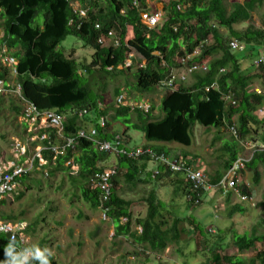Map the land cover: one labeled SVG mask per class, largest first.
Returning a JSON list of instances; mask_svg holds the SVG:
<instances>
[{
    "label": "trees",
    "instance_id": "16d2710c",
    "mask_svg": "<svg viewBox=\"0 0 264 264\" xmlns=\"http://www.w3.org/2000/svg\"><path fill=\"white\" fill-rule=\"evenodd\" d=\"M78 1L81 8L87 11L86 17H81L76 11L74 0H0V30L4 32L1 43L17 51L14 56L20 62L18 71L23 96L41 112H56L65 116L64 136L87 131V122L96 129V140L114 142L116 136L121 135L124 145L128 147L131 143L128 131L133 128L145 134L150 143L146 149L173 159L171 152L162 145L191 147L195 140L193 129L196 124L207 130H230L235 127L239 138L232 134L233 143L225 146L230 156L225 165L227 172L244 151L243 143L264 145V118H258L257 114L264 107V93L254 91L253 87L257 81L264 83V63L251 73L244 74L246 66L240 58L247 55L258 58L261 54L260 50L264 49V19L263 28L249 26L243 31L236 29L237 25L246 24L252 19L253 13L264 6V0L233 1L231 10L228 7L230 0L172 1L164 10H160L163 19L156 29H149L143 23L142 13L151 11L149 0ZM136 2L141 5L140 10ZM97 26H100V30ZM217 27L226 29L228 34H223ZM130 29L133 31L132 38H129ZM114 32L120 35L119 47L103 48L100 39L107 40ZM70 36L83 41L95 51L89 65L80 64L75 59L74 50L69 54L60 50ZM234 40L245 44L246 50L233 52L230 43ZM134 52L145 62L138 68H134L135 63L128 66ZM250 59V67H253L255 60ZM182 60L188 62L186 69L198 65L207 66V70L194 72V82L190 86L167 90L160 118L153 117L152 108L146 112L140 107L118 104L117 100V105L111 108L114 112L112 119L122 120L126 129L122 134L115 131L108 119L110 110L102 108L105 98L99 93V89L105 92L108 79L132 75L136 79L137 91L149 94L161 89L160 85L171 77L173 71L185 69ZM117 95L120 98L125 94L117 91ZM229 95L232 96L230 103L226 100ZM4 100L0 99V110L7 108ZM9 108L16 118L23 115L22 107L15 100L11 101ZM85 111L88 114L81 118L79 115ZM48 132H52L55 140L56 131L49 128ZM45 157L49 160L45 169L50 174L65 175L92 210H102L103 192L91 188L90 180L96 172L106 170L100 168V163L108 159V154L98 152L95 141L81 140L76 149H69L55 162L52 151L45 152ZM148 157L139 161L119 158V166L116 167L119 174L113 181V194L110 201L105 203L110 210L108 216L114 224L115 237L131 238L145 255L147 251L161 254L172 246L183 245L186 231L181 229V225L184 223L190 224L196 234L204 235L205 230L195 217H179L169 211L156 190L146 199L147 215L135 219L131 211L133 202L119 194L124 190L122 178L134 190L140 184L152 183L171 187L176 198H184L190 207L193 206V199H188L195 196L189 180L160 164H155V170L150 171L152 162ZM178 157L188 164L196 163L193 159L189 161L187 155ZM69 162L73 164L67 166ZM260 164H264V153H256L247 165L255 173V184H259ZM73 166L78 167L79 171L73 170ZM197 170L201 171L200 166ZM224 177V173H218L208 178L212 185L217 186ZM29 178H24L22 184ZM242 191L244 194L251 193L245 185ZM23 196H17V200ZM233 196L232 193L227 199ZM6 204L5 201L0 202V205ZM245 211L239 204L232 209L231 217ZM166 213L174 216L172 221ZM0 218L4 222L23 221L13 215L1 214ZM123 219L127 221L123 222ZM9 241L10 237L0 234V261L5 259L4 248ZM263 241V237L235 232L233 245L238 251L237 255H224L227 248H207L205 264H264V250L249 261L242 257ZM15 246L18 251L29 248L19 241L15 242ZM30 264H39V261L33 260ZM50 264H58L54 256L50 257Z\"/></svg>",
    "mask_w": 264,
    "mask_h": 264
},
{
    "label": "rangeland",
    "instance_id": "374dc122",
    "mask_svg": "<svg viewBox=\"0 0 264 264\" xmlns=\"http://www.w3.org/2000/svg\"><path fill=\"white\" fill-rule=\"evenodd\" d=\"M172 1L178 0H149V5L152 11L164 10ZM233 1L244 3L246 0H230L228 2L229 10H231ZM73 6L76 10L81 7L78 0H74ZM42 19L43 17L40 18V21ZM263 19L264 6L253 13V17L249 22L237 25L236 29L243 31L249 26L263 28ZM217 28L221 29L223 34H228L226 29ZM129 32V38H132V29ZM3 35L4 32L0 30V40ZM101 45L103 48H118L120 35L114 32ZM60 50L65 51L66 54L74 50L75 59L83 65H89L95 53L83 41L73 36H70L61 45ZM247 56H240L243 65L246 66L244 74H249L259 67V60L262 55L259 54L258 58L257 56L256 58L251 55ZM249 57L255 60L253 67H250L251 59ZM191 58L193 57H189V59ZM133 59H135V62ZM132 63H135L134 68L145 64L139 54L135 52L133 53ZM180 69L179 72L187 75L188 79L185 83H179L177 88L193 84V75L187 69ZM96 87L99 88V86ZM253 87L255 88L254 91L264 93L263 82L257 81ZM117 91L125 94L123 97L127 105H149L152 107L153 117L160 118L163 115L161 105L167 93L165 89H157L149 94H141L136 89L134 76L110 78L107 81L105 92L103 93L99 89V93L103 94L105 98L102 108L110 110L108 119L115 131L121 133L125 127L122 120L115 121L112 119L114 112L111 108L117 105L119 98ZM0 99H5V105L7 106V108L0 110V154H5L9 149L11 151L15 142L27 145L25 143L26 129L21 123L22 115L16 118L14 112L9 108L12 100H15L20 106L17 98L7 96ZM257 114L258 118H264L262 109ZM85 124L87 130L93 128L91 123L85 122ZM193 133L195 140L191 147L177 144H165L163 147L171 152L172 158L182 154L187 155L189 161L196 160L193 165L196 168L200 166L201 171L208 180L209 175L216 176L218 173H224L226 176L228 172L225 170V165L230 156L226 152L225 146L229 143L232 144L234 140L230 130L228 128L207 130L200 124H196ZM128 135L131 137V143L128 146L130 151L141 149L149 143L142 131L131 128ZM242 146L244 151L240 157H249L252 154L250 147L248 151L243 144ZM35 147V145L32 148L29 147L30 157H33ZM107 158L105 162L100 163V168L107 170L119 166V157L108 155ZM154 168H156L155 164H151L150 171H153ZM72 169L76 171L77 168ZM247 170L242 172V180L245 186L251 190V194L255 196L256 207H252L248 203L243 204L236 196L230 198V201L227 198L232 193L223 196L217 191L210 192V196L207 197L208 200L206 199L202 205L190 207L188 200L175 197L171 187L152 183L140 184L134 190L122 178L124 190L119 194L123 199L133 202L131 211L135 219L144 218L147 215L148 205L146 199L153 190H156L159 198L169 211L175 212L176 216L179 217L193 216L201 222L205 229L204 235L196 234L190 224H182L181 229L186 231L183 235L184 244L172 246L161 254L148 251L147 255L142 254L143 249L137 247L131 238H116L112 219L105 220L100 210H92L90 205L85 203L82 197L79 196L76 187L65 175L53 176L47 169H43V172L33 171L34 173L30 178L21 184L18 193L5 200L6 205H0V215H13L22 218V222L8 221V223H27L29 231L26 234L27 246H38L41 249L48 248L58 264H205L207 262L205 255L207 248H227L226 252H223L224 255H237L238 251L233 245L235 232L241 235L264 238V164H260L258 167L259 184L254 183L255 173ZM47 173L48 176H46ZM21 194H24L23 198L17 200V196ZM228 201L230 202L226 203ZM239 204L246 209L245 213H235L231 217L232 209ZM166 215L169 216L171 221L173 220L174 216L168 215V213ZM80 216H82V219H80ZM0 221H2L1 218ZM125 221L127 220L123 219V222ZM263 250L264 241L257 244L255 249L243 254L242 257L249 261L255 258L259 251Z\"/></svg>",
    "mask_w": 264,
    "mask_h": 264
},
{
    "label": "built area",
    "instance_id": "2783aa9c",
    "mask_svg": "<svg viewBox=\"0 0 264 264\" xmlns=\"http://www.w3.org/2000/svg\"><path fill=\"white\" fill-rule=\"evenodd\" d=\"M135 5L139 10L141 9L140 4L136 2ZM149 9L151 10L150 7ZM76 11L81 17L87 16V11L83 10L81 7ZM142 18L143 23L149 29H156L163 19V13L160 10H151L148 12H143ZM97 29L100 30V26H97ZM112 35L113 33L110 34V37ZM3 39L4 35L0 40V98L7 96H14L17 98L20 106L23 109L21 123L26 129L25 143H27V145L24 143L15 142L11 151L9 149L7 153L0 154V202H3L17 194L24 178L31 176L36 171H42L43 169L45 170L46 166L49 165V160L46 159L45 152L52 151V153H54L55 162L58 159V156L65 154L69 149H76L81 140L85 139L88 141H95L98 152L100 153L119 158L128 157L129 159L136 161L149 156L148 158L151 159L153 164H160L172 173L183 174L189 180L195 194L194 197L189 196L188 198L190 201L193 199V206H199L202 202H204L206 194H209L212 191H217L223 196L233 193L241 202L248 203L250 206L256 207L257 203H255V196L251 193L244 194L242 191V188L245 185L242 180V172L247 170L246 167L250 163L249 158L239 157L225 178L220 182V184L215 186L210 183L202 171H198L194 165L184 162L179 157L170 159L164 154L159 155L152 149L146 148L130 151L129 148L124 145V140L121 135H117L114 142H101L94 138V136L97 135L96 129L91 128L87 131L83 130L75 136H64L66 129L65 116L56 112H41L36 106L24 98L22 85L19 82L18 67L20 62L18 58L14 56L17 51L10 49L4 43L2 44L1 41ZM104 40L106 39H100V43L102 44ZM230 47L233 52L237 53H242L246 49L245 44H242L237 40L232 41L230 43ZM261 55L262 56L259 60V64L264 63V49L261 50ZM132 58L133 54L131 55V59L128 61V66L132 65ZM182 64L186 69L188 65L187 60H182ZM199 70H207V66L194 65L193 67L187 68V71L190 74H193ZM178 72L173 71L171 77L162 82L160 85L161 89H165L166 91L168 89H176L179 83H185L188 79L187 75ZM226 100L230 103L232 101V96L229 95L226 97ZM124 101V97H120L118 99V104L130 106ZM132 106L140 107L146 112H149L152 108L149 105ZM87 114V111H85L79 116L83 118ZM47 127L56 131L55 140H53L52 132H48ZM230 132L236 139L239 138L238 131L235 127H232ZM34 145L36 146L35 153L33 157H30L31 151L28 152L29 147L32 148ZM243 145L247 150L250 147L252 155L256 153H264V145H256L255 143H244ZM72 164L73 162H69L67 166H71ZM75 167L76 166H73L72 168ZM76 168V172H78L79 168ZM118 174L117 168L114 167L104 171L96 172L90 180L91 188L99 189L103 192L101 198V213L103 214L105 220L110 218L108 216L110 210L105 206V203L110 201L112 197L114 190L113 181L118 176ZM156 174H159V170L156 171ZM27 230V223H8L0 221V234L7 235L10 237V240H13L14 238V242L19 241L23 246L27 245Z\"/></svg>",
    "mask_w": 264,
    "mask_h": 264
},
{
    "label": "clouds",
    "instance_id": "9594fccd",
    "mask_svg": "<svg viewBox=\"0 0 264 264\" xmlns=\"http://www.w3.org/2000/svg\"><path fill=\"white\" fill-rule=\"evenodd\" d=\"M5 259L0 264H30L31 261H39V264H50L52 252L48 248L41 249L38 246L17 250L13 240L4 248Z\"/></svg>",
    "mask_w": 264,
    "mask_h": 264
},
{
    "label": "crops",
    "instance_id": "0c3cea01",
    "mask_svg": "<svg viewBox=\"0 0 264 264\" xmlns=\"http://www.w3.org/2000/svg\"><path fill=\"white\" fill-rule=\"evenodd\" d=\"M262 110L264 111V107L262 108ZM125 129H126V127H124L123 130H122L121 132H123ZM116 131H117V130H116ZM249 143H253V142H247L246 144H249ZM254 143H255V142H254ZM149 144H150V143H148L147 146H149ZM243 144H244V143H243ZM255 144H258V143H255ZM259 145H261V144H259ZM162 146H163V145H162ZM143 148H146V146L143 147ZM255 155H256V154H254V155L251 154L249 157H247V158L250 159V162L254 159ZM177 157H178V156H177ZM174 158H175V157H174ZM174 158H173V159H174ZM151 164H153V163H150V165H149V169H150ZM153 170H155V168H154ZM247 171H250V170L248 169ZM40 172H43V170L40 171ZM47 174H48V173H47ZM47 174H46V176H48ZM213 193H214V192H213ZM208 196H210V193L207 194L205 200L207 199ZM212 196H213V195H212ZM207 200H208V199H207Z\"/></svg>",
    "mask_w": 264,
    "mask_h": 264
}]
</instances>
